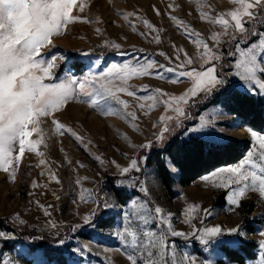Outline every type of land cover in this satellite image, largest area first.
Returning <instances> with one entry per match:
<instances>
[{
	"label": "rangeland",
	"instance_id": "1",
	"mask_svg": "<svg viewBox=\"0 0 264 264\" xmlns=\"http://www.w3.org/2000/svg\"><path fill=\"white\" fill-rule=\"evenodd\" d=\"M80 2L85 5V9L83 12L76 10V14L92 22L78 21L69 25L66 34L54 39L56 47L51 52L60 53L64 59L56 61L59 67L54 70L56 79L51 82L59 83L67 74L83 79L86 75L98 74L111 64L122 65L129 62L133 65L137 62L143 64L149 58L166 66H174L159 55L160 52H164L174 58L177 53L173 45L183 48L196 61L193 66L199 68L203 61L199 59L200 53L196 44L182 29L177 28L169 13L190 26L189 31L201 33L202 38L212 46L211 34L220 33L222 29L202 21L201 16L208 14L215 17L218 13L238 7L231 0H80ZM169 5L173 7L169 8ZM153 6L159 9L161 15L156 14ZM130 13L134 15H129ZM143 20H148L160 31L150 32L143 24ZM157 35L161 38L159 44L152 40V37ZM112 44H119L121 47L117 50L111 46ZM233 47L228 37H223L219 51L224 54L222 62L226 64L224 76L228 81L226 86L246 93L238 78L229 74L231 58L226 54ZM95 48H104L106 52L115 53L111 56H96L92 54ZM45 51L50 54L48 50ZM179 55L183 58L184 53L180 52ZM169 77H172V74L165 73V79H157L154 76L130 77L126 84L121 86L137 91V96L119 94L120 99L126 101L129 107L125 110L122 105L108 100V105L112 111L119 113L118 115H100L79 100L70 102L55 115L57 120L82 138L79 141L68 134L61 135L56 132L51 118H42L40 127L44 131V139L38 146V151L42 155H37L36 152L25 153L15 182H10L8 174L0 171V221L9 229L6 232L0 231L6 234L5 237H0V264H6L9 260L17 261L18 264H32L33 258L29 254L31 251L27 242L15 245L13 249L6 247L12 241L18 240L16 238L20 234L26 232L49 236L50 240L70 256V264H129L122 252L118 251L123 245L115 232L125 223L123 214L132 211L130 201L133 199L141 202L147 200L153 206L159 205L166 212L174 213L172 225L178 231L193 230L192 226L182 222L184 219L182 211L188 204H198L201 209H211L213 214L205 217L203 211L194 213L196 218L192 220V225L195 228L219 225L226 230L240 225L246 234L244 237L225 234L220 237L221 241L237 240L239 243L215 244L210 252H204L199 242L192 237L187 240L183 237H170L169 239L174 240L177 245L178 254L188 252L198 259L209 257L215 264H234L225 259L219 248L225 245L236 249L240 242L247 241L255 244V259L244 264H258L260 252L258 241L261 239L259 232L264 231V201L258 199L257 193L249 192L247 198L242 199L239 208L229 211L227 196L230 190L213 187V184L219 181L210 174L217 169L204 175L209 176L207 182L201 179L204 177L202 176L190 185L182 187L178 184L176 169L173 171V167L167 162L174 180L173 195L168 194L156 174L155 167L145 165L146 152L153 147L163 148L167 140L175 135L187 139L183 129L176 128L164 143H154L150 148L129 146V144L139 146L148 139H153L152 133L157 129H154L152 124L158 121L161 114H165L162 104H157L152 110H148L147 107L138 108L137 105L140 103L146 106L153 103L147 99L152 93L139 89L147 85L153 90L159 87L169 94L180 95L191 86L187 78H183L179 84H173L169 82ZM115 83L121 84L120 81ZM249 95L264 100V97L259 95ZM201 97L197 98V103L188 107L191 119L183 122L185 128L198 123L200 117L221 110L223 114L217 117L216 131L209 130V134L222 135L225 141H248L249 148L244 158L248 151H255L258 144L253 141L248 131L250 128L243 125L238 117L224 112L221 106L207 105V101H203ZM101 106H105L104 101H101ZM127 113H135L137 119L129 123L125 118ZM133 125L139 131L134 130ZM257 133L264 135V132ZM196 137L203 139L200 134ZM32 139L38 137L33 135ZM120 153H127V159ZM95 157H100L104 163L96 161ZM135 158L140 159L141 171L131 172L125 180V186L121 187L132 193L133 197L125 205H120L115 198L114 188H117L116 182L123 178L111 161L115 160L123 166L128 163V159ZM41 159L45 160L44 165L39 163ZM53 175L59 183L51 178ZM135 181L148 189V196H144L139 187H134ZM89 194L91 199H88ZM81 196L88 202L82 200ZM105 203L114 206L105 208ZM45 209L50 216L44 215ZM86 215L89 216L88 223L83 219ZM107 217L114 220L111 227L98 228V221ZM21 220L25 223H20ZM48 221H52L56 226L52 227ZM76 225L79 227H75ZM248 226H254L253 233L247 232ZM60 241L64 243L61 244ZM77 247L84 248L85 251L82 254L73 253L71 250Z\"/></svg>",
	"mask_w": 264,
	"mask_h": 264
},
{
	"label": "snow or ice",
	"instance_id": "2",
	"mask_svg": "<svg viewBox=\"0 0 264 264\" xmlns=\"http://www.w3.org/2000/svg\"><path fill=\"white\" fill-rule=\"evenodd\" d=\"M231 2L238 7L218 13L215 17L208 14L201 16L202 21L222 29L220 33L211 34L212 46L202 38L201 33L189 31L190 26L169 13L177 28L182 29L196 44L200 53L199 59L203 61L199 68L193 66L196 61L183 48L173 45L177 53L174 58L164 52H160L159 55L174 66H166L149 58L143 64L139 62L135 65L131 62L122 65L111 64L98 74L86 75L83 79L67 74L59 83H54L51 82L56 79L54 70L59 67L56 61L64 59L60 53L51 52L56 47L54 39L66 34L69 25L78 21L92 22L76 14V10L83 12L85 5L80 0H0V171L8 174L10 182H15L25 153L36 152L37 155H42L38 151V146L44 139V131L40 127L42 118H51L52 125L59 134H68L78 141L82 140L71 128H67L56 119L55 114L66 108L70 102L79 100L100 115L119 114L112 111L108 100L122 105L126 110L129 105L120 99L119 94L137 96V91L121 86L126 84L130 77L154 76L157 79H165V73H170L172 77L168 79L173 84L181 83L183 78L191 82V86L180 95L169 94L159 87L153 90L147 85L139 89L152 93L147 99L153 103L147 106L140 103L137 105L138 108L147 107L148 110H152L157 104H162L165 114H161L158 121L152 124V127L157 129L152 133L153 139H148L139 146L129 144L130 147L150 148L154 143L162 144L176 128L183 129V134L193 143H200L196 140V135L200 134L212 146L223 145L225 138L222 135L209 134V130L216 131L217 117L223 114L221 110L200 117L198 123L187 128L183 122L191 119L187 109L198 102V97L207 98L225 90L228 81L218 71V68L225 67L222 62L224 54L219 51L223 37H228V41L234 45L226 54L231 58L229 74L238 78L246 93L264 97V30H262L264 0ZM172 7L169 5V8ZM153 10L157 15H161L155 6ZM143 24L150 32L160 31L148 20H143ZM152 40L157 44L161 42L158 35L153 36ZM111 46L117 50L121 47L119 44ZM180 52L184 53L183 58L179 55ZM116 81H120L121 84H116ZM101 101H104V107L101 106ZM125 118L131 123L137 116L135 113H127ZM133 127L139 131L134 125ZM248 131L253 141L258 144L255 151H248L245 158L235 166L217 169L210 174L219 181L214 183L213 187L230 190L227 196L229 211L239 208L242 199L247 198L249 192L257 193L258 199L264 201V135L252 129ZM33 135L38 139H32ZM120 154L127 159V153ZM94 159L101 164L104 163L100 157ZM39 163L44 165L46 162L41 159ZM140 163L139 158L128 159V163L123 166L115 160L111 161L123 178L116 182L117 188L125 186V180L131 172L141 171ZM172 170L175 171V168ZM51 178L59 183L55 175ZM201 179L207 182L209 176ZM133 185L139 187L144 196L149 195L148 189L138 181L133 182ZM80 198L88 202L84 196ZM88 199H91V194ZM113 206L104 204L105 208ZM130 206L132 211L123 214L125 223L115 232L123 245L118 251L122 252L129 264H215L209 257L198 259L188 252L178 254L175 241L169 238L183 237L187 240L192 237L199 242L204 252H210L215 244L239 243L237 240L221 241L220 237L225 234L238 237L246 235L240 225L226 230L219 225L195 228L192 225V220L196 218L194 213L203 211L205 217L213 214L211 209H201L198 204H188L182 211L184 217L182 222L192 226L191 232L176 230L172 225L175 214L166 212L159 205L153 206L147 200L141 202L133 199ZM44 215L50 216L47 209L44 210ZM83 219L85 223L89 222V216L86 215ZM20 223L25 222L21 220ZM48 223L52 227L56 226L52 221ZM149 225L154 227H148ZM75 227L78 228L79 225ZM5 236V233L0 232V237ZM259 236L261 239L258 241L260 249L258 264H264V231H260ZM60 243L63 244L64 241ZM71 251L82 254L85 249L77 247ZM29 254L33 258L32 264H47V254L39 249L32 250ZM6 264L18 262L9 260Z\"/></svg>",
	"mask_w": 264,
	"mask_h": 264
},
{
	"label": "trees",
	"instance_id": "3",
	"mask_svg": "<svg viewBox=\"0 0 264 264\" xmlns=\"http://www.w3.org/2000/svg\"><path fill=\"white\" fill-rule=\"evenodd\" d=\"M114 53L113 51L106 52L104 48L92 50V54L96 56H111ZM76 61L78 60L76 59ZM223 64L226 67V64ZM225 67L219 69L223 76L226 73ZM201 98L203 101H207V105L209 106H221L224 112L230 116L238 117L243 125H247L250 129L264 132L263 99L227 86H225V90L222 92L214 93L207 98L203 96ZM196 140L200 141V143H193L188 139H182L178 135H175L167 140L163 148L153 147L146 152L145 165L155 167L158 178L170 195H173L174 180L167 162L176 169L178 184L186 187L215 169L237 164L244 158L249 148L248 141L244 140H227L223 145L216 146L210 145L207 140L200 137H196ZM114 195L120 205H125L133 197L132 193H128L121 188H114ZM113 223V218H103L98 221V228L106 229L111 227ZM7 227L0 221V231H9ZM254 230V226L247 227L248 233H253ZM38 237L40 239H37ZM16 239L18 240L12 241L6 247L13 249L15 245L27 242L30 251L39 249L41 252L47 254V264H70V256L65 254L63 248L50 240L49 236H40L26 232L20 234ZM255 248L254 243L243 241L240 242L236 249H231L225 245H222L219 249L230 263L244 264L246 261H253L255 259Z\"/></svg>",
	"mask_w": 264,
	"mask_h": 264
}]
</instances>
